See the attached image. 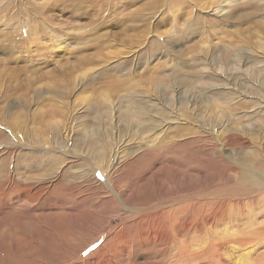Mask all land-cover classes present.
I'll return each mask as SVG.
<instances>
[{
    "label": "rangeland",
    "instance_id": "obj_1",
    "mask_svg": "<svg viewBox=\"0 0 264 264\" xmlns=\"http://www.w3.org/2000/svg\"><path fill=\"white\" fill-rule=\"evenodd\" d=\"M234 53L248 79L228 97L213 71ZM263 66L264 0H0V264H214L205 222L168 214L241 200L264 170ZM157 83L173 103L143 114L132 93ZM255 206L239 228L264 226ZM252 236L235 264H264Z\"/></svg>",
    "mask_w": 264,
    "mask_h": 264
},
{
    "label": "bare ground",
    "instance_id": "obj_2",
    "mask_svg": "<svg viewBox=\"0 0 264 264\" xmlns=\"http://www.w3.org/2000/svg\"><path fill=\"white\" fill-rule=\"evenodd\" d=\"M214 2H215V0H214ZM214 6H215V9H218L219 11L224 10V7H222L221 4L214 3ZM243 53H246V52H243ZM242 55H244V54H242ZM244 57H247V55L241 56V54H238V53L237 54H235V53L229 54V55H226L225 57L223 56L221 59L218 60V65L216 67L217 70L213 69L214 70L213 71V73H214L213 79L215 81V86H218V87L220 86L222 88L221 91H223L225 94H227L228 97L234 95L235 93L241 94V91H240L241 88L239 86V85H241V83H239L240 77H245L248 79V69H247L248 67H244V65H247L246 64L247 61L244 60ZM208 77L209 78H208L207 82L212 80V77L210 75ZM172 81H174V80H172ZM150 86L151 87H145L142 85L140 87L142 89L148 90V92H149V90L152 92V90H154V85H150ZM155 86L157 87L156 89H158L157 91H159L160 94H158V96H156L157 95V92H156V95L153 96L154 99L151 98V99H153V101L151 100L150 104L147 103V98H148L146 96L148 94L147 92H146L147 93L146 95H144V93H142V94L141 93H132V94H134L135 97L142 99V101H139V102H141L143 114H150V111L152 109H155L158 107H161L164 109V107H163L164 105L169 104V106H170L171 103H173V100H174L173 96L175 95L176 88H172L171 90L173 93L169 94V93H167V89L164 87L163 88L159 87L158 83ZM108 97H109V99H111V102H112V97L110 96V94H108ZM181 98H182V100H181V103H179V107L182 108V106H183V105H181L182 101H184L185 105L187 106V97L185 98V96H181ZM232 98H234V97H232ZM113 107L114 106H113V102H112L110 104L109 111L110 110L112 111ZM131 114H133L132 111H131ZM110 117H111V114H110ZM176 118H178V119L182 118L181 114H176ZM113 129H115V131H117L116 126H113ZM263 137L264 136L260 137V139H259V143L261 145L262 150H264V138ZM108 146H109V144H108ZM261 148H260V150H261ZM228 155L231 156L230 153H228ZM222 162H223V160H222ZM99 163H100V161H99ZM109 166H112V165L109 164ZM230 169L235 170V168H230ZM240 181H241V183H243L245 185H248V183L252 185V186H249V188L248 187L246 188V193H244V197L242 195L241 200L236 201L235 197H233L232 193H230V192H225L223 194H218V193L216 194L214 192L213 193L214 195L210 196L211 199L209 200V202L208 201H205L204 203L202 201L200 202V200L196 197L199 200L198 203L190 204L188 202L185 205H179L175 208L170 209L171 211L168 214L170 219L172 220L171 223H173V225H171L172 227L174 226L175 228H178L175 226L177 224L176 220H178L180 222H181V219L184 220L183 224H182V228H181L182 231L181 230L180 231L186 232L187 234H188V231L190 229V228H188L189 227L188 224L191 221V220L189 221V219H194L197 221V224H196L197 228L200 224L199 221H201V219L205 222L204 224L208 226L207 230L206 229H200V230H202V231L206 230V235L208 237H207L206 246L201 251L202 252L205 251V253H208V257L210 258V262H212L214 264H235L234 261H232V257H233L232 251H234L233 250L234 247L232 245V242H233V244H239L240 246H244L245 244L248 243L249 240H251L254 237L252 235L264 236V226L253 227V225L251 223L245 224L248 217L244 221V223L242 222V225H243L242 229L238 227L237 223H235V222H237L235 220H238V218H241V220H244V216L245 215L248 216V214L246 213L247 210H245V206H248L250 208V206H255V204H257V203H259V205H260L261 202H264V170L262 172L256 173V172L252 171L250 168H248V173H244L243 176L240 177ZM118 195L119 194L115 191L114 196L117 197L120 200V202L124 205L123 201L121 200L120 196H118ZM247 196H248V198H247ZM197 199H194V200H197ZM191 201H193V200H191ZM206 202H208V203L205 204ZM258 206L257 207L255 206V207L258 209L259 208ZM123 207L125 209H128V207H125V205ZM260 209H261V207H260ZM131 210H140V208L139 207H131ZM250 210H248V213H250ZM185 219H188L189 223ZM194 220H192V222H194ZM214 225L217 226L216 230L213 229ZM216 226H215V228H216ZM193 228L194 227H192V229ZM175 230H177V229H175ZM242 230L245 232H243ZM180 231H178L179 234H180ZM194 231H195V229H194ZM240 234H242L244 236H240ZM200 235H201V233H200ZM147 236L151 241H154V240H157L159 237L165 238L166 232L163 230H155V231L148 233ZM113 240H115V239H113ZM197 240L194 238V242L196 241V243H197ZM181 241H182V237H181ZM203 242H205V241H203ZM196 243H194V244H196ZM185 245H187V244H185ZM119 246H120V244H119ZM190 247L187 246V248H190ZM236 248H237V246H236ZM123 249L124 248L122 247V251H123ZM191 252H193V251H191ZM118 255H119L118 257H120L121 254H118ZM194 257H195V255H194ZM244 258H245L244 255H242L237 260L241 261ZM250 258L251 257H249L248 259H250Z\"/></svg>",
    "mask_w": 264,
    "mask_h": 264
},
{
    "label": "snow or ice",
    "instance_id": "obj_3",
    "mask_svg": "<svg viewBox=\"0 0 264 264\" xmlns=\"http://www.w3.org/2000/svg\"><path fill=\"white\" fill-rule=\"evenodd\" d=\"M97 176H99V173H97Z\"/></svg>",
    "mask_w": 264,
    "mask_h": 264
}]
</instances>
